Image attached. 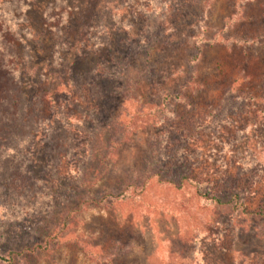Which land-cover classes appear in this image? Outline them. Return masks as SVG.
<instances>
[{"label": "rangeland", "instance_id": "374dc122", "mask_svg": "<svg viewBox=\"0 0 264 264\" xmlns=\"http://www.w3.org/2000/svg\"><path fill=\"white\" fill-rule=\"evenodd\" d=\"M259 33L264 0H0V264H264Z\"/></svg>", "mask_w": 264, "mask_h": 264}, {"label": "trees", "instance_id": "16d2710c", "mask_svg": "<svg viewBox=\"0 0 264 264\" xmlns=\"http://www.w3.org/2000/svg\"><path fill=\"white\" fill-rule=\"evenodd\" d=\"M254 2H256V0H245V3L246 4H251V3H254ZM206 3V2H205ZM237 15V13L236 14H234L233 16H231L230 18H229V21H230V23H232L234 20H233V18H234V16H236ZM229 23V24H230ZM232 42H235V44L236 45H239V44H243V45H247V46H251V47H253V46H255V49L257 48H261V49H264V33H263V35H260V33L258 34V35H256V36H251V37H249L248 35L245 37V39H242V38H237V39H233L232 40ZM13 44L14 45H19V46H21V44L20 43H18V41L16 42V41H14L13 40ZM264 212V208H263V210H259L258 211V214H260V213H263ZM1 259V258H0ZM2 260H4V259H2ZM9 261V260H8Z\"/></svg>", "mask_w": 264, "mask_h": 264}]
</instances>
